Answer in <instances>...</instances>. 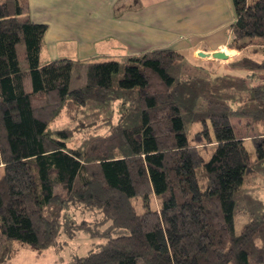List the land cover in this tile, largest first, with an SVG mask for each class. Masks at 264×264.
<instances>
[{"label": "trees", "instance_id": "obj_1", "mask_svg": "<svg viewBox=\"0 0 264 264\" xmlns=\"http://www.w3.org/2000/svg\"><path fill=\"white\" fill-rule=\"evenodd\" d=\"M233 4L228 48L264 42V0ZM46 33L28 0L2 1L0 264L78 233L105 243L74 264H264V79L159 50L125 58L116 85L117 60L41 66ZM259 53L230 67L264 73Z\"/></svg>", "mask_w": 264, "mask_h": 264}, {"label": "crops", "instance_id": "obj_2", "mask_svg": "<svg viewBox=\"0 0 264 264\" xmlns=\"http://www.w3.org/2000/svg\"><path fill=\"white\" fill-rule=\"evenodd\" d=\"M28 5L31 20L47 26L40 60L45 58L46 64L69 57L95 59L97 46L108 37L122 45L125 58L173 50L195 65L210 62L201 53L224 52L228 62L242 54L228 48L237 18L233 0H28ZM229 69L228 76L263 83L262 72L247 76L248 70ZM251 135L247 128L238 137L248 141ZM59 255L55 250L42 255L22 250L4 264H70Z\"/></svg>", "mask_w": 264, "mask_h": 264}, {"label": "rangeland", "instance_id": "obj_3", "mask_svg": "<svg viewBox=\"0 0 264 264\" xmlns=\"http://www.w3.org/2000/svg\"><path fill=\"white\" fill-rule=\"evenodd\" d=\"M2 1L3 0H0V4H2ZM250 46H251V48H246L243 51H239V52L242 53L241 55H244V54L250 55L249 54L250 51H253L255 47H263L264 46V42H258L256 40L253 43H250ZM68 47L70 49H72V50L74 49L73 48L74 46H73L72 43H69ZM97 49L99 51V53H98L99 55L95 59H91V60H96V61H101V62L109 61V60H117V61H119L122 64L121 65V73H120V75H116L114 77L115 84L118 85V82H119V80L122 79V77L124 75V70H125L124 64H125L126 55L124 53V51H125L124 48L117 41H115L113 39H109V37H108V38H106V41H103V43L101 45L97 46ZM256 57L258 59H261V57H259L258 55ZM69 58L70 59H75L76 57H69ZM236 59L237 58H234V60H236ZM91 60L87 59L86 62L87 61H91ZM199 61H202V60H199ZM209 61L210 62L202 61L201 64H195V65L196 66H203V65H205L207 63H212L214 69L217 70L220 74L226 75V73H232V71L229 69V68H231L230 65H231L232 62L229 61L230 62L229 63L228 60L227 61H217V60H212V59L209 60ZM45 65H46V60H45V58H43V60L41 62V66H45ZM231 69L234 70L233 68H231ZM255 72H257V71H255ZM251 73H253V72L248 70L247 71V76H248V74L250 75ZM241 79H243V78H241ZM245 80H248V79H245ZM118 109L119 108H118V104H117V106H116L117 112H118ZM64 121L67 122L66 119H64ZM239 122L240 121H237V120H234V122H233L234 129H235V132H236L237 136L245 134L246 130H247V127L244 126V125H243V127H240ZM192 129H193V132H197L199 130V126L195 125ZM246 145L247 146L249 145L252 148L253 144H252V142L246 141ZM207 160H208V157H207ZM134 203L138 207L139 212L142 213L143 211L141 210V199H136L134 201ZM158 206H159V202L155 201L153 203V205H152V208H154V207L158 208ZM78 213H79V211H78ZM83 218H84L83 215L78 216L77 217V221L78 222H82V221H84ZM89 219H90L89 221H95L96 217L94 218V216H91ZM246 223H247V219L245 217H242L237 222V232H240L242 227H243V225L246 224ZM104 243L105 242L102 241L101 239L92 240L91 237L88 234L78 233L77 236L75 237V239L70 241V244L68 246L64 245V244L60 245V247L58 248L59 249V254H60L59 256L62 259H64V260H69L70 264H72V263H74L73 260L71 259V258H73V256L77 255L79 257H84V256L87 255V253L90 250H92V249H94V248H96L99 245L104 244ZM22 250L31 251L29 249H22ZM49 251H54V250H49ZM49 251H47V253ZM55 251H57V250H55ZM39 255H42V254H39Z\"/></svg>", "mask_w": 264, "mask_h": 264}, {"label": "water", "instance_id": "obj_4", "mask_svg": "<svg viewBox=\"0 0 264 264\" xmlns=\"http://www.w3.org/2000/svg\"><path fill=\"white\" fill-rule=\"evenodd\" d=\"M200 57L208 60H217V61H227L229 60V56L224 52H218L215 54H209V53H201Z\"/></svg>", "mask_w": 264, "mask_h": 264}, {"label": "bare ground", "instance_id": "obj_5", "mask_svg": "<svg viewBox=\"0 0 264 264\" xmlns=\"http://www.w3.org/2000/svg\"><path fill=\"white\" fill-rule=\"evenodd\" d=\"M230 55V54H229Z\"/></svg>", "mask_w": 264, "mask_h": 264}]
</instances>
